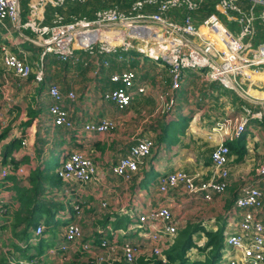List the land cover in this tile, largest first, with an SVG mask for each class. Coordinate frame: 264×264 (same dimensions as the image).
Instances as JSON below:
<instances>
[{
  "label": "built area",
  "instance_id": "built-area-1",
  "mask_svg": "<svg viewBox=\"0 0 264 264\" xmlns=\"http://www.w3.org/2000/svg\"><path fill=\"white\" fill-rule=\"evenodd\" d=\"M45 1L40 0L43 4ZM48 1L53 6L62 7L67 1L84 0ZM202 1H137L129 13H123L118 8H109L98 11L93 20L77 18L63 22L59 19L51 25H43L35 19L23 23L18 0H0V21L8 20L17 29H31L39 38L41 58L52 55L67 61L74 57L75 51L83 50L97 57L95 64L108 66L109 62H100L98 55L135 51L161 67L168 65L173 77L172 91L180 89L185 72L192 71L207 82H217L223 88L234 91L248 103L262 106L253 110L243 105L238 115H226L215 122L208 134V140L215 144L211 154V176L208 181L183 170L163 174L158 178V190L162 195L181 188L190 196L201 194L209 201L215 194H225L229 187L228 143L238 139L247 130L251 120L260 121L264 138V40L254 45L260 34L259 27L264 28V0H218L226 22L216 14H211L201 24H195L190 15H185L181 23L168 18L171 9L184 7L192 11L197 9ZM147 5L156 6L157 11L145 12ZM234 24L239 28L238 33L230 27ZM27 58L28 54L23 50L15 53L6 46L0 47L2 107H11L13 103V83L20 86L30 79L33 69ZM10 75L14 77V82L11 81ZM42 80L43 67L40 66L34 81L40 83ZM110 81L119 86L103 91L102 98L114 103L121 110L129 108L134 97L131 90L137 82V75L133 71H124L113 74ZM147 89V83L143 82L138 85L137 94H145ZM251 91H255V94ZM48 95L52 99L49 112L53 117V124L66 128L74 127L70 112L64 107V101H75L77 94L74 91L64 94L59 86L51 84ZM174 105L175 101L171 98L163 111ZM117 126L116 121L102 118L96 122L85 123L80 133L107 134L114 132ZM22 145H27V141L22 140ZM154 145L155 141L151 138L138 140L131 146L128 154L113 165V174L124 181L130 180L139 172L145 159L152 155ZM13 169L10 163L1 167L0 179L8 176ZM56 172L69 185L63 191V194L67 195L71 194L73 186L88 185L98 179L96 163L80 151L61 155ZM16 173L21 177L27 176L29 167L19 166ZM259 173L264 177V161L259 166ZM73 207L80 215L82 209L79 205ZM235 208L241 213L237 222L225 231L228 249L224 250L222 259L227 258V264H264V222L259 217V213L264 209L263 191L258 186L243 187L235 201ZM100 209L108 212L109 201L103 199ZM5 211L4 200L0 197V235ZM135 217L136 223L132 228L140 231L148 241L149 253L144 258L155 257L166 263V251L175 242L180 229L179 220L175 218L172 209L159 205ZM231 227L232 230L229 231ZM44 228L43 224L38 225L35 236L41 235ZM109 229L111 230V227ZM63 237L61 243L45 252V257H55L56 261L52 262L54 264L68 261L76 252L87 254L98 263L123 260L133 264L143 256V245L130 240H104L101 243L103 251L99 252L94 248L93 236L86 234L76 221L66 224ZM0 251H5L1 242Z\"/></svg>",
  "mask_w": 264,
  "mask_h": 264
},
{
  "label": "crops",
  "instance_id": "crops-1",
  "mask_svg": "<svg viewBox=\"0 0 264 264\" xmlns=\"http://www.w3.org/2000/svg\"><path fill=\"white\" fill-rule=\"evenodd\" d=\"M18 1L20 18L23 23L32 19L41 22L43 25H51L59 19L67 22V15L60 11V9H66L64 6H53L48 0L44 4L40 0ZM145 12L150 11L145 10ZM77 18L80 17L72 15L70 21ZM169 19L178 22L172 18ZM4 46L15 53L20 50L26 52L30 57L34 73L39 70L40 66L43 67L44 80L40 83H36L34 79L28 80L20 86L13 83L11 89L13 103L11 107L1 106L3 96L0 94V133L9 129L7 137L0 142V169L3 166V149L12 139L23 135V133H25L23 140L27 141V145H21L18 150L13 152L11 157L14 161H20L19 166H32L35 168L40 165L44 169L47 168V165L52 164V159L56 157V159L59 158L57 166L54 167V170H56L60 165L61 155L74 151H80L89 156L97 165L98 179L95 182L88 185L73 186L70 195L63 194L62 191L58 192L59 199L57 198L56 201L62 203L63 208L57 212L55 220L64 222L62 226H59L61 229L58 234H63L66 226L65 220L78 222L88 235L95 234L98 227L95 221H98L100 214L104 213L100 209V202L105 199L110 204L108 212L118 216L125 215L130 219L123 238L121 237V231H114L115 240L119 242L130 240L141 243L144 247L142 250L143 256L141 257H144L149 253L148 241L138 230L132 228L136 223L135 215L156 208L159 205H165L172 209L179 220L180 229L200 223L207 229L216 230L218 218L220 217L227 219V227L230 228L231 224L237 222L238 215L241 213L240 210L235 208V201L240 196L242 188L245 186L262 188L264 186V177L259 173V166L264 161V138L261 132V123L251 120L247 130L242 134L246 135L245 154L240 159L237 155L229 159V187L225 194H215L212 200L207 201L201 194L190 196L181 188L173 189L166 195L159 192L158 178L163 174L183 170L199 175L204 181H208L211 176V152L214 144L208 140V134L215 124V121L213 122L214 117L211 115V112L214 111L210 112L208 110L204 114V119L206 117L211 118L210 126L207 128L205 121L201 122L203 116L198 113L196 107L187 106L181 109V106L191 100L190 97L188 99L187 92L183 87L186 73L181 88L172 95L169 94V98L161 92L160 84L151 86L148 81L140 78L141 80L137 81L131 90L134 97L130 107L121 110L114 103L102 98L101 93L104 90L101 91L100 84L94 81L95 70L103 67V65L95 64L93 70L88 73L89 78L92 80L88 86H78L73 79L62 76L63 73L59 66L56 67L51 64L52 57H48V59L41 58L39 38L31 29H17L8 20L0 21V47ZM34 55H37L36 59H32ZM144 65L145 67L151 65L153 68L158 69L153 73L162 70L161 66L159 68L156 62L150 60H147V65L144 62ZM150 74L152 75V73ZM11 77L12 75H10ZM11 81H15L14 77ZM143 82L148 85L147 92L137 94V87ZM51 84H59L64 94L69 91H74L77 94L75 101L69 99L64 101V107L69 110L74 121L75 126L71 129L65 128L60 132L55 131V126L49 114L52 99L48 95V89ZM215 92L217 93V91L213 93ZM209 93L212 95L211 92ZM226 96L228 95H220L219 99H225L224 102H227ZM171 98L175 101V105L163 111L165 104ZM252 104L256 106L253 110L262 107L259 104ZM29 106L39 107L42 112L40 117L35 118L30 126L24 127L22 122L29 119L27 110ZM215 108L218 110H226L227 108L224 116L230 115L228 113L229 106ZM238 114L232 113L233 116ZM102 118L116 121L118 124L116 131L107 134L80 133L81 127L85 123L96 122ZM185 120L188 123L184 134H176L175 132L173 139L159 142L152 156L141 165V172L144 174L138 176L135 182L126 184L122 178L113 174V165L127 155L131 146L138 140L151 138L155 141L164 125H173L171 126L172 130L173 128L175 130L178 128L179 123ZM202 143L209 145L211 149L204 150L203 147L200 149ZM39 147L42 149L41 155L37 152ZM16 179L17 182L9 181L6 183V188L0 190V197L14 209L19 207L15 199L16 186L29 187L24 178L18 176ZM46 188L49 191L48 187ZM79 199L86 204V207L81 210L80 215H72L70 207L75 206V201H79ZM94 214H97V216H93ZM11 217L10 213L5 217V224L11 223ZM259 217L264 222V209L259 213ZM108 227L113 229L112 225ZM231 230L232 227L229 231ZM60 239L58 240L57 237L55 241L58 242ZM193 239L198 246H203L207 242V237L202 232H197ZM226 249L228 248L226 247ZM191 255L193 258H201L196 249L191 252Z\"/></svg>",
  "mask_w": 264,
  "mask_h": 264
},
{
  "label": "trees",
  "instance_id": "trees-1",
  "mask_svg": "<svg viewBox=\"0 0 264 264\" xmlns=\"http://www.w3.org/2000/svg\"><path fill=\"white\" fill-rule=\"evenodd\" d=\"M137 1H144V0H84L83 2L79 1H67L64 7L65 10L60 9L61 12L67 15L66 21L71 20V16L74 15L76 17L85 18L88 20H93L96 17V13L100 10L109 9V8H118L123 13H129ZM145 10L150 12H156L157 7L153 5H147ZM211 14H216L219 16L223 21L226 22L225 14L219 8L218 0H203L199 3L198 8L195 10H189L187 8H176L171 9L169 11L168 17L174 20H177L179 23L182 22V19L185 15H190L195 24H201L206 18H208ZM235 26L230 25L233 29ZM260 34L257 37V40H264V28L259 27ZM41 54V53H40ZM140 53L135 51L124 52V53H116V54H103L98 55V60L101 62L102 60H106L109 62L108 66H103L96 69L94 81L100 84L102 90L101 91H108L114 89L119 86L117 83H113L110 81V78L113 74H120L124 71H133L137 75V81L143 78L144 80L148 81L151 86H158L160 84L161 92L169 97V94H173L175 91H172V75L169 72L168 65L162 67V70L156 73L150 74V71H144V62L150 60L147 57H143ZM48 57H52L53 60L51 64L54 66H59V69L63 73V77H69L77 83L79 80H87L86 77L90 71L93 70L95 66L96 58L93 54L83 50L75 51V55L73 58L62 61L57 59L52 55L44 56L42 59H48ZM123 58L119 60V58ZM37 55H34L32 59H36ZM28 62L32 66L30 61V57L27 58ZM152 61V60H151ZM154 62V61H152ZM155 63V62H154ZM37 72V71H36ZM35 72V73H36ZM59 72V73H61ZM187 72V71H186ZM185 72V73H186ZM35 73L33 69V73L30 76L29 80L35 79ZM149 77V79H146ZM64 79V78H63ZM43 80H44V70H43ZM42 80V82H43ZM143 81V80H142ZM157 82V85H156ZM59 86V84H56ZM60 88V86H59ZM204 89L207 91V94L214 91L219 93L216 98L219 99L220 95L227 94L231 96L234 103H237L240 108V112L242 110V106L246 105L252 109H255L251 103L245 101L242 97H240L234 91L228 90L223 88L217 82H211L205 84ZM61 90V88H60ZM213 91V92H212ZM63 93V91L61 90ZM219 96V97H218ZM29 119L25 122H22L24 127H28L32 124L35 118H39L41 115L42 110L38 107L29 106L27 108ZM50 114V112H49ZM50 117H53L50 114ZM219 120V118H218ZM217 121V120H216ZM215 121V122H216ZM258 121V120H256ZM260 122V121H258ZM188 121H182L179 123L177 129L172 130L173 125H164L163 130L157 135L156 144L152 149V154L154 153L155 147L159 144V142H163L166 139H173L177 133L184 134L185 129L187 127ZM55 126V131L60 132L62 129H65L64 126ZM75 126V125H74ZM73 128V127H72ZM71 129V128H66ZM171 130V131H170ZM116 131V130H115ZM9 129H6L0 133V142L4 140L8 135ZM24 134L12 139L3 149L2 153V165L5 166L7 164H12L14 169L13 171L6 176L5 178L0 179V190L6 188V183L9 181L17 182L16 177L17 175L16 170L20 165V161H14L11 157L15 150H18L22 145V140L24 138ZM246 135H242V137L238 138L233 142H229V159L230 157L237 155L240 158L246 152V142H245ZM237 141V142H236ZM214 150V148H213ZM212 150V151H213ZM37 152L41 155L42 149L39 147L37 148ZM212 154V152H211ZM126 156V155H125ZM152 156V155H151ZM150 156V157H151ZM149 157V158H150ZM11 158V159H10ZM56 159H52L53 161ZM59 158L56 159V161ZM147 159H145L146 161ZM54 161V162H56ZM144 161V162H145ZM51 163V162H50ZM47 165V168L42 169L40 165L37 167L32 168L29 167V173L24 178L28 184V188L18 187L16 186L15 189V199L19 204L18 208H11L10 204L5 203V214L3 219V224L1 226V235H0V242L4 243V235L5 231L11 229L13 234L15 235V241L13 242V247L15 252L19 255L17 260L10 259V251L7 253H3L0 251V264H54L52 262L47 261L46 259L42 258L45 255V251L61 243L64 240L63 234H58L56 230L59 228V225H63L64 222L62 220H55L57 212L63 208L62 203L56 201L59 199L58 192L65 191L66 188L69 187L67 183H65L61 177L57 174L56 170H54L53 165ZM2 166V167H3ZM141 167V166H140ZM144 174L141 172V168L139 172L136 173L130 180L125 181L126 184H131L136 181L138 176ZM21 177V176H19ZM49 191H47V188ZM264 193V186L261 188L259 187ZM228 191V189H227ZM76 205H79L80 209H84L86 204L79 199L75 201ZM72 215H78V211L74 209V207H70ZM12 216L11 223L5 224V217L7 215ZM99 215V213H98ZM44 216H49V221ZM93 216H97L94 214ZM128 216H118L112 212H104L100 214V219L97 222L98 227L95 234H93L94 238V248L99 252L103 251V247L101 246L102 241H115V230L121 231L122 228L127 229V224L129 222ZM72 221L65 220V224H68ZM43 224L44 230L43 233L39 236H35V231L37 226ZM109 225L113 226L114 233L109 229ZM227 219L225 217L218 218L217 229L211 230L207 229L202 226L200 223L188 225L185 228L179 229L177 233V237L175 242L167 249L166 256L167 262L163 263L158 258H150L145 259L144 257L138 258L135 263L133 264H221V259L223 256V252L227 247L225 241V231L227 229ZM197 232H202L207 237V242L203 246H198L194 243L193 236ZM60 241L56 242V238ZM6 240V239H5ZM3 241V242H2ZM21 241L22 244L17 243ZM4 245V244H3ZM46 246V247H45ZM5 247V246H4ZM46 248V250H45ZM196 249L197 252L200 254L201 258H193L191 255V250ZM33 251V252H31ZM31 252V253H30ZM35 260L36 262H29ZM28 261V262H23ZM61 264H129L123 260H116V261H104L98 263V261L89 258L87 254L76 252L74 253L71 258Z\"/></svg>",
  "mask_w": 264,
  "mask_h": 264
},
{
  "label": "rangeland",
  "instance_id": "rangeland-1",
  "mask_svg": "<svg viewBox=\"0 0 264 264\" xmlns=\"http://www.w3.org/2000/svg\"><path fill=\"white\" fill-rule=\"evenodd\" d=\"M233 30L236 33H238V31H239L238 26L235 25L234 28H233ZM259 41L260 40H257L254 43V45L257 44ZM143 57L144 56H142V58ZM146 65H147V62H146ZM154 66H156V65H154ZM159 68H160V66H159ZM37 70H38V68H37ZM144 71H150V73H153V71H158V69L155 68V67L153 68V66H151V65L150 66L147 65L146 67H144ZM86 79L87 80H79L78 79L77 85L78 86H81V87L84 86V85H87L88 86L89 83H90V81H92V80L89 78L88 75H87ZM146 79H149V77H147ZM208 83H211V82H207L203 77H200L199 75H196L192 71H187L186 72V76H185V81L183 83V87H184V89L187 92L188 99L190 97L191 100L190 101L188 100L187 103H185L183 106H181V109H182V107L185 108L187 106L188 107H190V106L196 107L197 110H198V113H201L202 116H203L201 122L203 123V120H204L205 121V126L207 128H209V126H210V123H211L210 120H211V118L210 117H206L204 119V117H205L204 114L208 110H210V112L211 111H214V112H211L212 113L211 114L212 117H214V120L212 119L213 122L216 121L218 118L225 117L224 116L225 115L224 113H225V111H227V108H226V110H218L215 107H223L224 108L225 106H229L230 108H229V112L228 113H230V115H232V113L233 114L240 113L239 105H237V103H234V101L232 100L231 96H226L227 102H224L225 99H223V100L218 99L217 100L216 96L218 94L216 92L215 93H212V95H210V93L207 94V91L204 89V87H205V84H208ZM156 84H157V82H156ZM251 92L253 94H255V91H251ZM214 105H215V107H213ZM166 109H167V107H166ZM201 147H203L204 150L211 149V147H209V145L207 146L205 143H202L201 144L200 149H201ZM54 161H56V159ZM54 161H53V164L52 165H53V167H56L57 166V163H58V160L56 162H54ZM45 217H46L47 221H49V216H45ZM175 218H176V216H175ZM59 226H61V225H59ZM60 229L61 228H58L56 231L59 232ZM121 232H122V234H121L122 236L121 237L123 238L124 237V234L126 232V229L125 228H122ZM14 238H15V235L13 234V232H12L11 229H8V230L5 231L4 240H3L4 241V243H3L4 245L2 244L3 247L5 246L4 247V250L5 251H3V253H7L8 251H10V254H9L10 259L17 260L19 258V255L17 254V252H15V249L13 247V242L15 241ZM17 243L22 244L21 241H18ZM45 250H46V248H45ZM48 250L49 249H47L45 252H47ZM193 251H195V249H192L191 250V252H193ZM31 252H33V251H31ZM43 257H44V259L46 258V260L49 261V262L56 261L55 257H52V256L49 257V258L48 257H45V256H43ZM221 262H222V264H227L228 259L227 258H223V259H221Z\"/></svg>",
  "mask_w": 264,
  "mask_h": 264
},
{
  "label": "bare ground",
  "instance_id": "bare-ground-1",
  "mask_svg": "<svg viewBox=\"0 0 264 264\" xmlns=\"http://www.w3.org/2000/svg\"><path fill=\"white\" fill-rule=\"evenodd\" d=\"M254 78H256V76L253 75Z\"/></svg>",
  "mask_w": 264,
  "mask_h": 264
}]
</instances>
